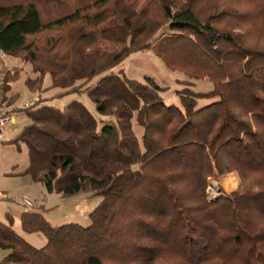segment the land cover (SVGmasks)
<instances>
[{
  "label": "trees",
  "instance_id": "1",
  "mask_svg": "<svg viewBox=\"0 0 264 264\" xmlns=\"http://www.w3.org/2000/svg\"><path fill=\"white\" fill-rule=\"evenodd\" d=\"M0 47L31 64L24 83L39 93L14 109L30 120L10 139L27 148L22 174L101 196L87 225L23 211L41 247L8 214L0 264H264V0H0ZM147 49L187 76L181 107L119 67ZM20 71L3 63L2 94ZM204 78L210 90L189 88ZM49 88L63 90L42 97ZM233 170L241 186L208 199L206 179Z\"/></svg>",
  "mask_w": 264,
  "mask_h": 264
},
{
  "label": "rangeland",
  "instance_id": "2",
  "mask_svg": "<svg viewBox=\"0 0 264 264\" xmlns=\"http://www.w3.org/2000/svg\"><path fill=\"white\" fill-rule=\"evenodd\" d=\"M4 65L7 67H21L19 78L11 82L12 101L17 106H20L24 101L28 100L32 103L38 96L37 92H30L24 81L27 76L33 77L35 74L32 71L31 64L23 62L18 57L6 56L3 59ZM119 67H123L127 76L143 81L145 76L152 77L153 80L161 88V95L166 104H175L179 107V96L175 92L176 89L185 87L188 78L178 70L168 69L163 61L154 53L152 49L134 52L125 58ZM193 85H190L194 91H208L212 88V84L208 79H193ZM50 78L45 76L44 86H49ZM61 88H49L41 92L42 97H50L55 93L62 91ZM73 95H68L60 99H54L49 102L52 106L61 107L70 100ZM80 99L91 112H95L93 102L85 95L76 96ZM216 98H201L198 99L197 107L206 105ZM18 115L17 128H21L25 122L26 114L23 111H17ZM108 119L107 116H101ZM24 119V120H22ZM132 127L134 133L139 137L142 133V128L132 119ZM18 151V159L21 166L28 163L27 148L21 145ZM241 186V178L237 171L233 170L222 175L210 176L205 182V195L208 199H215L220 193L229 194L237 190ZM39 188L33 189V194H37ZM46 193V192H45ZM36 196V195H34ZM101 201V196L92 195L85 192H78L70 196H61L59 193H46L44 208L41 210L45 219L52 225H61L69 222L79 223L81 225L89 224V212ZM36 205V204H35ZM41 233V232H40ZM42 236V234H39Z\"/></svg>",
  "mask_w": 264,
  "mask_h": 264
},
{
  "label": "crops",
  "instance_id": "3",
  "mask_svg": "<svg viewBox=\"0 0 264 264\" xmlns=\"http://www.w3.org/2000/svg\"><path fill=\"white\" fill-rule=\"evenodd\" d=\"M9 93L2 94L1 96L2 106L12 111L14 121L6 127L4 138L0 140V222L6 223V216L8 214L11 215L12 228L31 245L41 247L46 242V238L42 233L38 231L27 232L22 229L20 215L27 209L22 203V198H29L36 204L38 210H42L44 208L46 193L49 194V192L46 191L41 182L34 181L28 174H22L26 165L21 166L19 163L17 149L20 150L21 145L24 144L21 143L19 148H17L14 143L10 142V139L15 137L30 120L26 116L22 127L17 128L18 115L15 114L14 109L18 106L9 98ZM25 102L29 101L26 100ZM35 188H39L38 192H35L37 194H33V189ZM39 234H42V236ZM5 253L6 250L0 248V259Z\"/></svg>",
  "mask_w": 264,
  "mask_h": 264
},
{
  "label": "built area",
  "instance_id": "4",
  "mask_svg": "<svg viewBox=\"0 0 264 264\" xmlns=\"http://www.w3.org/2000/svg\"><path fill=\"white\" fill-rule=\"evenodd\" d=\"M5 52L0 47V140L4 138L6 127L14 121L13 113L10 109L2 106V76H3V59L5 57ZM31 103L25 102L18 107H28ZM22 203L27 209L36 208V205L27 197L22 198Z\"/></svg>",
  "mask_w": 264,
  "mask_h": 264
}]
</instances>
